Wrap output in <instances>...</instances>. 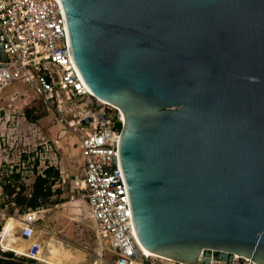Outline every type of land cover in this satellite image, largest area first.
Masks as SVG:
<instances>
[{"label": "water", "instance_id": "water-1", "mask_svg": "<svg viewBox=\"0 0 264 264\" xmlns=\"http://www.w3.org/2000/svg\"><path fill=\"white\" fill-rule=\"evenodd\" d=\"M60 2L81 78L122 114L140 244L264 264V0Z\"/></svg>", "mask_w": 264, "mask_h": 264}, {"label": "built area", "instance_id": "built-area-1", "mask_svg": "<svg viewBox=\"0 0 264 264\" xmlns=\"http://www.w3.org/2000/svg\"><path fill=\"white\" fill-rule=\"evenodd\" d=\"M0 41L7 56L4 67L0 68V91L18 82L28 84L54 110L59 122L77 134L86 174L73 178V200L89 204L100 247L102 238L107 237L106 249L114 253V264H153L151 261L155 258L142 252L132 223L119 159L121 112L89 110L78 120L68 119L67 106L75 98L99 103L92 100L74 63L60 0H0ZM67 177L69 175L60 170L63 182ZM48 210L30 209L11 216L0 209V219H16L14 238L26 245L23 251L5 245L10 239L4 229L6 221L0 230V258H6V252H13L15 257L34 260L35 264H52L46 255L48 241L59 235L39 224L45 220ZM46 236L50 239L46 240ZM101 255L96 254L103 257ZM236 256L233 264H257L247 257L240 263V257ZM162 263L186 264L163 260ZM210 264L226 262L211 259Z\"/></svg>", "mask_w": 264, "mask_h": 264}, {"label": "rangeland", "instance_id": "rangeland-1", "mask_svg": "<svg viewBox=\"0 0 264 264\" xmlns=\"http://www.w3.org/2000/svg\"><path fill=\"white\" fill-rule=\"evenodd\" d=\"M101 109L118 113L101 102L98 105L87 98H75L67 106L68 119L78 120L89 110ZM30 116L35 120H30ZM51 164L69 177L65 182L60 176L56 178L52 201L44 205L49 210L45 220L39 222L42 226L49 225L59 235L51 240L50 236L45 237L49 240L47 258L91 264L86 259L99 253L100 239L90 218L89 204L73 200L72 180L81 177L83 171L76 132L60 123L54 110L49 111L28 84L18 82L0 91V209L11 216L23 213L15 201L17 193L30 194L36 175ZM9 182L16 187L13 195L4 189ZM7 219L0 220L5 224ZM102 256L103 264H114L111 250L105 249ZM12 259L28 264L22 257ZM162 260L155 257L151 262L163 264Z\"/></svg>", "mask_w": 264, "mask_h": 264}, {"label": "trees", "instance_id": "trees-1", "mask_svg": "<svg viewBox=\"0 0 264 264\" xmlns=\"http://www.w3.org/2000/svg\"><path fill=\"white\" fill-rule=\"evenodd\" d=\"M30 120H35L29 117ZM119 127L122 128V123L118 124ZM60 176V172L54 166H47L44 172H39L36 175L35 182L33 184V191L30 194H24L23 191L17 193V197L15 201L20 206L21 211L23 213L27 212L30 209L44 208L47 203L51 200L53 192V184L56 181V178ZM19 177V175H17ZM4 189L9 195H13L16 192V187L13 186L11 182L4 185ZM25 189V186L22 187ZM57 200H55L56 202ZM3 228V224L0 223V230ZM6 258H0V264H22L21 262L14 260L13 252H6ZM23 258V257H22ZM157 258V257H156ZM26 259V258H24ZM28 260V259H26ZM166 263H171L170 261H164ZM28 264H35L34 260H28ZM65 264H72L70 262H66Z\"/></svg>", "mask_w": 264, "mask_h": 264}, {"label": "bare ground", "instance_id": "bare-ground-1", "mask_svg": "<svg viewBox=\"0 0 264 264\" xmlns=\"http://www.w3.org/2000/svg\"><path fill=\"white\" fill-rule=\"evenodd\" d=\"M90 93H91L93 101L98 102V103L101 102L104 105H109V106L114 107L116 110H119L115 105H113V104H111V103H109L107 101H104V100L96 97L91 91H90ZM15 225H16L15 220L12 219V218L9 219L7 221V227H6L7 229H5V231L7 233L12 232L13 229L15 228ZM5 245L10 247V248L17 249L18 251H23L25 249V246H26L24 241L23 242H19L17 239L9 240V242L5 243ZM107 247H108V241L103 242L102 246L99 248V254L101 255L102 254V249L105 250ZM140 248H141L142 252L144 254H146L147 256H152L153 258H155V257L162 258L163 260L170 261V262L176 261V260L171 259V258H167V257L161 256V255L154 254V253L146 250L143 247L142 244H141ZM236 257L238 258L240 256L237 255ZM89 262H92L91 264H103L104 263V259H103V257H100V256H91Z\"/></svg>", "mask_w": 264, "mask_h": 264}, {"label": "crops", "instance_id": "crops-1", "mask_svg": "<svg viewBox=\"0 0 264 264\" xmlns=\"http://www.w3.org/2000/svg\"><path fill=\"white\" fill-rule=\"evenodd\" d=\"M34 91V90H33ZM37 95V94H36ZM38 96V95H37ZM41 100H42V102H43V104H44V106L49 110V111H51V108L48 106V104L46 103V101L43 99V98H41L40 96H38ZM12 219H14L15 220V222H16V225H17V221H16V219L14 218V217H11ZM11 218H9V219H11ZM8 219V220H9ZM7 220V221H8ZM15 225V226H16ZM7 227V222H6V224H5V228L4 229H7L6 228ZM45 227H47V228H49L50 229V226L48 225H46ZM14 230H15V228L13 229V231L12 232H9V234H10V239L9 240H13V239H16V238H14L15 236L13 235L14 234ZM6 232V231H5ZM48 259H49V261L52 263V264H65L66 262H70V263H72V264H80L79 262H73V261H65V260H63V259H59V260H56L55 259V257H48ZM87 261H90V257L89 258H87L86 259Z\"/></svg>", "mask_w": 264, "mask_h": 264}]
</instances>
